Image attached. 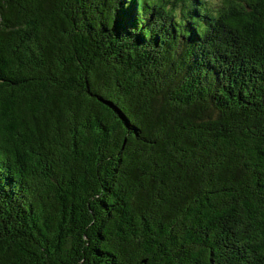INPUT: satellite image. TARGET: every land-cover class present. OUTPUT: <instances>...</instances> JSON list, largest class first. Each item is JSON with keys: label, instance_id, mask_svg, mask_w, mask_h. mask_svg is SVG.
Listing matches in <instances>:
<instances>
[{"label": "trees", "instance_id": "1", "mask_svg": "<svg viewBox=\"0 0 264 264\" xmlns=\"http://www.w3.org/2000/svg\"><path fill=\"white\" fill-rule=\"evenodd\" d=\"M0 264H264V0H0Z\"/></svg>", "mask_w": 264, "mask_h": 264}, {"label": "clouds", "instance_id": "2", "mask_svg": "<svg viewBox=\"0 0 264 264\" xmlns=\"http://www.w3.org/2000/svg\"><path fill=\"white\" fill-rule=\"evenodd\" d=\"M207 2L210 4V5H216V4H219L221 2V0H207Z\"/></svg>", "mask_w": 264, "mask_h": 264}]
</instances>
